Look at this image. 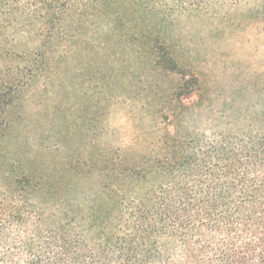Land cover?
<instances>
[{"label": "trees", "instance_id": "1", "mask_svg": "<svg viewBox=\"0 0 264 264\" xmlns=\"http://www.w3.org/2000/svg\"><path fill=\"white\" fill-rule=\"evenodd\" d=\"M224 8L264 18V0H0V58L28 63L35 82L48 55L71 54L79 40L174 72L164 25ZM14 30L41 39L34 59L6 48ZM162 122L136 158L110 149L87 185L60 193L55 181L14 179L0 200V264H264V130L207 138Z\"/></svg>", "mask_w": 264, "mask_h": 264}, {"label": "rangeland", "instance_id": "2", "mask_svg": "<svg viewBox=\"0 0 264 264\" xmlns=\"http://www.w3.org/2000/svg\"><path fill=\"white\" fill-rule=\"evenodd\" d=\"M243 10L175 15L164 25L174 72L130 49L96 53L79 40L71 54L48 55L35 82L28 63L0 58V200L25 174L55 181L60 193L92 183L110 149L136 158L152 146L167 128L162 118L207 138L264 130V18ZM8 33L10 52L36 57L32 31Z\"/></svg>", "mask_w": 264, "mask_h": 264}]
</instances>
